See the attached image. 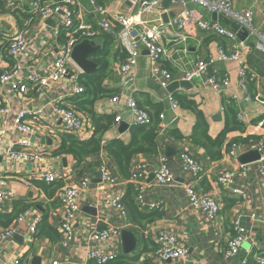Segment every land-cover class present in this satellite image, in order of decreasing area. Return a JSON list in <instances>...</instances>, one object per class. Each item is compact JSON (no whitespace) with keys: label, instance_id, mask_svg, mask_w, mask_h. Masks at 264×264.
<instances>
[{"label":"crops","instance_id":"obj_1","mask_svg":"<svg viewBox=\"0 0 264 264\" xmlns=\"http://www.w3.org/2000/svg\"><path fill=\"white\" fill-rule=\"evenodd\" d=\"M29 1L31 0H25L24 5H27ZM79 1L82 6L80 10L82 20L96 24L101 16L92 12L88 0ZM99 3L105 4L108 19L114 18L113 16L116 14L128 16L136 14V9L130 10L129 3L125 4L123 1L99 0ZM162 7L167 9L166 13L160 11L161 18L166 16V22L162 21L164 24L179 13L177 7H169L166 1L162 3ZM233 7L241 11L251 8L254 27L257 32L264 35V0L259 3L254 0H233ZM194 8L202 14L206 13L201 7ZM158 15V12H154L146 20L156 23L155 20L158 19ZM205 15L206 18L209 17L207 14ZM8 20L13 24V19L8 18ZM16 24L18 27L20 25L19 21ZM45 25L40 26L34 23L30 27L27 33L28 47L17 58L18 62L27 64L31 55L36 54L38 50H42L43 56L38 60V66L42 74L49 71L58 43L67 37L65 31H61L58 37L50 36V32L45 29L53 28L54 23L50 26ZM3 26L6 28L9 27V24L4 23ZM167 29H169L171 36H175V29ZM92 39H100L101 45H103L102 49L92 57V61L99 59L107 63L102 81V88L106 92L103 97L90 103L92 95L79 84V78L81 75L97 73L102 65L94 61L99 68L91 74H82L74 65L76 67L77 83L83 88V93L72 96L70 78H67L56 85L43 88L40 94H32L34 100L30 106L33 108L39 106L42 112L36 137L46 149L57 145L58 140L50 138L44 132V129L51 127L44 118L52 116L57 124V120L52 113V105L49 102L64 98L62 102H71L85 121L86 133L82 137H77L75 134L74 136L59 134L61 138L70 135L76 140L88 141L95 136V119L112 116L113 123L101 133L102 143L112 139L128 140V130L121 134L118 127L122 123L127 124L129 128L134 126L127 123L132 120L133 114L125 105L128 99H134L139 107L147 111L151 116V120H159L160 132L156 142V154L137 155L133 158L131 166L143 160L156 163L158 157L163 156L166 159L168 169L173 175V180L165 184H157L152 174H147L145 179L144 200L148 203L159 204L160 210H154L159 216L147 224L145 222L136 223L132 220L127 205L129 200L134 204L131 200V196L132 199L134 198V193H128V181L120 178L115 169L114 172L118 176L116 185L106 186L101 182L97 172L98 163L102 159L109 161L110 165L112 163L103 153H100L82 162V175L73 172L68 180L71 183H76L84 175V177L90 178V183L88 190H85L79 198L80 211L76 222L73 224L74 239L68 246H62L60 244L61 236L57 230L58 217L62 213L57 201L59 183L50 185L38 183L39 187L35 186L33 189L26 190L20 185L18 177H11L8 190L10 195L15 196L14 202H11V209L14 203H17L19 207L22 204H29L28 201L34 202L37 209L34 215L42 217V222L39 224L37 233L34 236H27L25 233L28 227L27 221L20 225L18 234L6 244L0 245V259L8 261L13 257H21L23 264H33L36 257L39 264L44 260H57L61 264H82L87 233L94 229H105L125 224L123 218L115 209L105 205V200L119 195L122 197L127 219L131 224L125 230L130 231L136 240L135 248L130 253H124L121 245L122 256L119 249L120 258L117 259L120 260L119 264H123V262L124 264H156L153 261L152 251L156 246L155 236L160 232L174 235L188 250L185 260H177L171 262V264H259L257 256L264 254V179L259 173V163L257 161L251 163V170L247 175L237 177L235 180V186L248 195L246 202H242L231 194L217 189L216 177L225 169L236 168L235 162L225 156L224 151L227 145L222 147L220 159L211 160L204 149L190 143L189 138L194 130L196 118L189 110L181 107L173 112L162 101L168 92L151 81L149 77L151 64L143 47L139 49L135 81L128 86H123L119 65L124 62L127 53L116 40L103 33ZM242 42H244L245 50L241 51V56L248 68L246 90L238 87L237 65L235 63H218L210 67L211 70H207L201 77L188 81L192 84V89L178 88L173 94L187 98V100L196 104L208 125V135L212 138H215L225 126V109L222 98L234 101L237 114L242 115V120L238 121L244 127L242 131L229 133L226 136V141L233 138L239 139L244 154L255 151V146L260 141L264 142V128L261 123V119L264 117V51L257 49L254 37L248 36ZM187 46L188 50L185 53L182 51L167 52L166 57L161 62L162 67L172 75L173 81L183 80L185 73L192 69L195 60L205 59L215 54L218 48H222L226 52L234 50L233 44L226 39L203 31L188 36L187 44H178L176 48L181 49ZM210 76L217 79L227 76L230 80L229 87L227 86L223 92L210 90L205 85L206 78ZM113 97H117L115 103L110 101ZM21 100L22 98L19 97L11 100V103L20 105ZM237 102H239V106H237ZM161 105L163 108H161ZM160 111L164 112L162 121L157 119V113ZM118 114L122 120L119 124L114 121V117ZM172 131H176L184 139H169L167 134ZM184 147L205 168L204 174L196 182L198 192L216 194V201L220 210L214 220H209L201 210H193L188 204L183 190V184L188 180V176L182 170L181 159L178 155ZM65 159L67 168L70 167L73 170L72 158L65 157ZM24 169L29 170V167L26 166ZM11 209L6 214L12 213ZM235 214L242 216V222L248 229L249 238L235 258L225 260L221 253L225 248V241L230 235V222ZM44 220L48 224L41 230ZM13 221L14 219L11 223H7L6 220L0 218V226H11ZM45 231H53L54 237L51 238L43 233ZM119 239L121 241V233Z\"/></svg>","mask_w":264,"mask_h":264},{"label":"built area","instance_id":"obj_2","mask_svg":"<svg viewBox=\"0 0 264 264\" xmlns=\"http://www.w3.org/2000/svg\"><path fill=\"white\" fill-rule=\"evenodd\" d=\"M118 1L129 3L130 10L135 8V17L116 14L113 16L114 18L108 19L105 4H100L99 0H88L92 12L101 16L96 24H91L82 20L80 16L82 6L79 0H31L27 5H24L25 0H0V215L10 211L11 202L15 198L10 195L8 190L11 177H18L20 185L26 190L33 189L37 183L47 185L59 183L57 201L62 213L58 217L57 230L61 236L60 244L62 246H68L74 239L73 224L80 211L79 198L85 190H88L90 178L83 175L76 183L68 181L73 172L77 171L73 159V170L65 165V157L70 156L58 154L61 143L59 134L73 136L75 134L77 137H82L86 133V124L71 102H62L64 98L51 100L49 104L52 105V113L57 124L52 116L45 117L44 119L51 127L44 129V132L50 138L57 139L58 143L55 147L46 149L36 137L41 120V109L39 106L33 108L30 105L34 100L32 94H40L43 88L56 85L67 78H70L72 96L83 93V88L77 83L76 67L70 58L72 48L77 43L83 39L98 37L100 33L116 40L127 53L124 62L119 65L123 86H128L135 81L139 49L143 47L151 64L149 77L162 90H165L174 80L170 72L164 69L161 64L166 53L171 51L187 52L188 46L181 49H177L176 46L181 43L182 45L187 44L188 36L198 31L226 39L233 44L234 50L226 52L222 48H218L215 54L205 59L195 60L192 69L186 72L182 79L191 81L199 78L206 73L209 67L218 63H235L238 87L246 90L248 68L241 56V51L245 50L244 42L238 39L237 34L222 26L220 22L212 21L213 14L221 15L237 23L240 28L246 30L250 37L256 39L257 49L264 51V35L257 32L254 27L252 9L236 10L233 7V0ZM164 1L168 3L169 7L179 9V13L165 24L160 16V11L167 12V9L162 7ZM254 1L259 3L263 0ZM194 7L203 8L209 17L206 18L205 14L200 13ZM154 12L159 13L157 21L155 20L156 23L146 20ZM8 18L14 20L13 24ZM48 19L54 22L53 28L45 29L50 32V36L58 37L61 31H65L67 37L58 43L49 71L42 74L38 66V60L43 56L42 50L31 55L27 64L18 62L17 58L28 47L27 33L30 27L34 23L46 26ZM18 21L20 25L17 27L16 22ZM4 23L9 24V27L4 28ZM167 28L175 29V36H171ZM174 46L175 48H173ZM229 84L230 80L227 76L221 79L210 76L205 80V85L214 92H223L227 86L229 87ZM19 97L22 98L20 105L11 103V100ZM110 101L115 103L117 97L111 98ZM162 101L173 112L180 107L174 94L168 93ZM236 104L239 106V102ZM125 105L133 114L132 120L127 122L129 125L148 126L151 124V116L145 109L139 107L134 99H128ZM163 118L164 112H161L158 119L162 121ZM237 120H242V115L237 114ZM114 121L118 124L122 121L119 114L114 117ZM255 150L260 155L257 162L259 163V173L264 179V142L260 141L255 146ZM224 152L227 159L235 162L236 168L225 169L216 177L217 189L246 202L248 195L235 186V180L237 177H245L251 170V164L242 165L237 161V158L244 152L239 143H230ZM178 155L181 159L182 170L188 176V180L183 184V190L189 206L193 210H201L209 220H214L220 210L216 194L200 193L196 189L197 180L205 172L204 166L185 147ZM26 166L29 167V170L24 169ZM97 172L101 182L106 186H114L118 183V176L109 161L100 160ZM147 174H152L157 184L172 181L173 175L163 156L158 157L156 163L143 160L130 167L127 181L134 188V203L139 211L152 212L160 210V206L158 203H148L144 200ZM28 203V207L22 210L19 207L16 211L14 225L0 226V245L6 244L18 234L19 226L26 221L28 222L26 235H36L42 217L34 215L37 210L35 203L29 201ZM105 205L115 209L125 224L105 229H94L87 233L82 264H111L120 258L121 241L119 236L121 231L131 224L127 219L121 196H113L105 200ZM13 208L14 204L11 211ZM248 238V229L242 222V216L235 214L230 222V235L225 241L222 257L225 260L235 258ZM154 242L156 245L152 251L154 263L171 264L177 260H185L188 250L174 235L160 232L155 236ZM257 261L259 264H264L263 253L257 256ZM0 264H23V261L21 257H13L8 261L0 259ZM41 264L61 263L57 260H44Z\"/></svg>","mask_w":264,"mask_h":264},{"label":"trees","instance_id":"obj_3","mask_svg":"<svg viewBox=\"0 0 264 264\" xmlns=\"http://www.w3.org/2000/svg\"><path fill=\"white\" fill-rule=\"evenodd\" d=\"M95 62H99L102 66L99 71L91 75H81L79 78V84L85 88L87 92L92 95V101H95L103 97L106 92L102 88V81L104 79V70L107 63L104 60L96 59ZM104 61V62H103ZM85 87H84V86ZM181 108L189 110L194 114L196 118V124L194 130L189 138L192 145L201 147L204 149L211 160H218L221 158V149L223 146L229 145L232 142L241 143L239 139H231L226 141V136L229 133L235 131H242L243 125L237 120V111L234 101L227 100L224 97L222 101L224 103V120L225 126L222 131L215 137L212 138L208 135V125L204 120V117L196 104L193 101L187 100L182 96L174 94ZM74 103V102H73ZM75 105V104H74ZM162 106V105H161ZM159 106V107H161ZM163 108V106L161 107ZM161 112V111H160ZM160 112L157 113V119ZM261 119V118H260ZM159 121V120H158ZM157 120H151V124L148 126H131L128 133V140L124 139H112L107 142L102 143L101 133L107 130L113 123L112 116L100 117L95 119V136L91 137L88 141L76 140L73 136L65 135L61 138L60 147L58 154L70 156L75 162V170L78 175H82V162L90 158L91 156L103 153L107 159H109L114 166L117 175L127 180L129 177V171L131 167L132 160L137 155H155L157 150L158 135L160 132L159 122ZM262 126L264 128V117L261 119ZM167 137L171 140L179 139L182 140L184 137L177 133L176 131L169 132ZM242 144V143H241ZM151 162V161H150ZM39 187V184L37 183ZM128 193H134V188L131 184L128 186ZM131 200L134 202L131 196ZM125 202V200H124ZM20 209L28 207L27 204H22L19 206ZM17 203H14V208L12 213L1 214L0 218H3L7 223L11 221L16 216V211L18 210ZM130 216L132 220L136 223L145 222L151 223L154 221L159 214L155 211L146 212L139 211L137 206L132 204L129 200L127 205ZM44 220L41 230L47 226V222ZM49 237H54L53 231L43 232ZM120 260H116L111 264H119Z\"/></svg>","mask_w":264,"mask_h":264},{"label":"water","instance_id":"obj_4","mask_svg":"<svg viewBox=\"0 0 264 264\" xmlns=\"http://www.w3.org/2000/svg\"><path fill=\"white\" fill-rule=\"evenodd\" d=\"M212 21L220 22L224 27L232 31L233 33L237 34L238 39L240 40H245L248 36V33L246 32L245 29L240 28V26L223 17V16H216L213 14L211 16ZM163 22H166V16L162 17ZM54 23L53 20L48 19L46 20V24L50 26V24ZM101 45V40L100 39H83L79 43H77L71 51V61L72 63L81 71L82 74H91L94 73L95 71L98 70L99 66L92 61V57L98 53L102 49ZM208 71L211 70L210 67L207 69ZM192 84L188 81L184 80H178V81H173L171 82L168 87L166 88V91L169 94H173L175 90L178 88H182L185 90H190L192 89ZM129 129V126L127 124L122 123L118 127L119 133H125ZM260 155L259 153L255 150L252 152H246L242 153L238 158L237 161L242 164V165H247L251 164L255 161H258ZM121 245H122V250L124 253H130L131 251L134 250L135 245H136V240L134 235L127 230H122L121 231ZM33 264H39L38 263V258H34Z\"/></svg>","mask_w":264,"mask_h":264},{"label":"rangeland","instance_id":"obj_5","mask_svg":"<svg viewBox=\"0 0 264 264\" xmlns=\"http://www.w3.org/2000/svg\"><path fill=\"white\" fill-rule=\"evenodd\" d=\"M249 36V35H248ZM248 36H247V38H248ZM250 37V36H249ZM120 255L122 256V251H121V249H120ZM124 261V260H123ZM123 264H124V262H123Z\"/></svg>","mask_w":264,"mask_h":264}]
</instances>
